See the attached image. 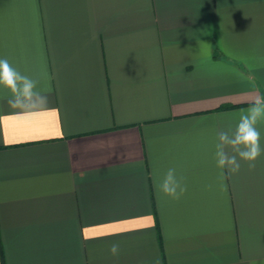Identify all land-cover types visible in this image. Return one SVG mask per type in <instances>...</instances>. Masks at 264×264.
<instances>
[{"label":"crops","instance_id":"1","mask_svg":"<svg viewBox=\"0 0 264 264\" xmlns=\"http://www.w3.org/2000/svg\"><path fill=\"white\" fill-rule=\"evenodd\" d=\"M4 58L48 104L0 85V264H264V155L215 158L264 97V0H0Z\"/></svg>","mask_w":264,"mask_h":264},{"label":"clouds","instance_id":"2","mask_svg":"<svg viewBox=\"0 0 264 264\" xmlns=\"http://www.w3.org/2000/svg\"><path fill=\"white\" fill-rule=\"evenodd\" d=\"M46 75V74H45ZM38 80L21 74L9 61L0 59V85L10 90L12 96L9 106L21 111L43 109L48 104L46 95L36 91ZM264 119V97H256L246 113L240 115L235 127L228 126L219 131L216 144V165L222 170L237 174L241 162H247L249 169L255 168V162L264 155L261 145V132L258 122ZM186 186L177 179L175 170L168 169L158 184V191L165 196L179 199L186 191ZM113 256L119 254V244L113 243L109 249Z\"/></svg>","mask_w":264,"mask_h":264}]
</instances>
